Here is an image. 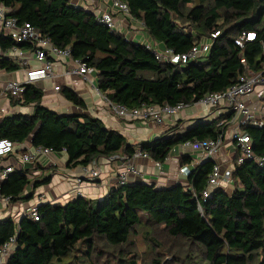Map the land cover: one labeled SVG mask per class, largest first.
Segmentation results:
<instances>
[{"label":"trees","instance_id":"1","mask_svg":"<svg viewBox=\"0 0 264 264\" xmlns=\"http://www.w3.org/2000/svg\"><path fill=\"white\" fill-rule=\"evenodd\" d=\"M131 16L163 49L176 54L188 52L202 37L219 30L206 62L186 67L161 64L152 50L125 41L96 17L69 0H0L8 17L18 25L29 24L52 45L69 48L74 59L96 72L99 92L115 104L129 109L142 106H191L204 95L223 92L236 85L247 73L243 58L252 71L264 64V0H122ZM254 32L257 40L240 49L234 40ZM14 48L32 51L28 43L17 44L0 35V50ZM0 70L14 73L20 65L8 58L0 60ZM61 95L72 105L85 109L73 91L61 88ZM44 93L27 85L11 107H33V113H16L2 118L0 139L16 144L31 142L68 156L67 169L88 167L100 158L118 155L132 157L136 150L153 162L164 163L187 142L215 140L224 130L219 121L197 122L184 132L180 124L167 129L153 142L137 148L127 138L106 128L99 119L80 114H57L42 105ZM223 130V131H222ZM253 153L264 154V128L244 129ZM191 156L180 157L179 166L191 165ZM214 163L205 161L193 167L185 184L167 189L139 183L112 187L103 200L78 197L66 205L42 204L38 221L8 217L0 221V247L16 238V248L8 264H98L112 255L117 264H137L133 237L139 228L149 235L165 236L196 248L204 264H264V167L254 161L235 164L233 186L215 190L203 199ZM50 178L35 182L24 173H15L0 187V196L12 202L30 201L22 197L31 185L37 189ZM154 246L161 244L152 239ZM160 261V260H159ZM158 259L154 263L159 264ZM199 263V264H202Z\"/></svg>","mask_w":264,"mask_h":264},{"label":"built area","instance_id":"2","mask_svg":"<svg viewBox=\"0 0 264 264\" xmlns=\"http://www.w3.org/2000/svg\"><path fill=\"white\" fill-rule=\"evenodd\" d=\"M111 4V10L96 16V20L98 23L106 26L111 32L122 34L121 28L116 24L115 14H122L124 18L131 21H136V19L131 16L128 5L122 0H111ZM8 13V9L0 7V23L3 27V35L10 37L17 44L28 43L32 45V51L27 56V54H24L25 51L17 48L8 52L0 50V60L8 58L18 63L20 68L26 73V79L23 82L11 80L5 83L1 90V95L4 99L10 102L12 98L21 97L27 85L54 78L56 72L55 61L64 59L69 65L68 70L64 74L82 77L102 99L107 111L116 119L141 121L146 124L150 123L154 127L160 126L163 123H169L167 127L171 128L178 124L173 119L185 109L194 106L204 107L205 111L208 112L206 117L200 119L194 117L193 121L195 122H197L196 120L211 122L220 119L222 115H231L230 119L219 121L218 126L222 127L224 132L217 139L192 141L181 146L183 149H188L194 154H201V163L205 161H212L214 163L212 173L208 178L207 187L203 192V199L209 198L210 194L215 190H225L233 186L232 174L235 164L240 166L247 161H254L258 166L264 167V154L259 157L253 153L251 138L244 132V129L247 127L264 128V64L261 65L258 71H252L242 58L241 63L245 66L247 73L239 78L236 85L229 87L223 92L206 94L194 105L186 106L181 103L176 106H170L164 104L161 106H142L140 108L129 109L123 105L113 103L99 92L94 69L88 67L83 61L74 59L69 48L60 49L55 47L49 39L39 34L31 25H18L15 19L8 17ZM141 27L144 28L142 22ZM220 35L221 32L219 30L213 31L209 37H202L196 41L193 47L183 54H176L173 50L163 49L157 43L135 42V39L129 35H124V37L127 42H135L148 50H152L156 59L161 64L186 67L190 64L205 63L211 45ZM256 40V33L247 32L235 39L234 44L243 49L245 43ZM31 60L36 64L35 68L31 67ZM60 90L59 86L55 87V91L58 92ZM246 98H252L251 104L246 101ZM1 120L2 118H0V122ZM176 122L177 124L174 125ZM228 143L232 144L235 156L228 164L223 165L217 161L216 157ZM57 155L60 154L55 153L51 149L33 147L28 141L23 144H16L8 139H0V187L15 173H24L28 177H31L36 165L45 161L48 157ZM111 159L118 160L119 157L115 156ZM140 159L151 160L148 154L140 150H136L132 157L123 158L124 170L115 178V187L134 184L135 182L132 183L130 181V177L134 176L138 179L142 176L136 165V161ZM91 165L95 167L93 169L84 167L83 175L78 178L75 184L76 195L78 197L84 198L80 187L83 181L92 182L100 176V170L96 166V163L93 162ZM154 165L161 167L162 163L154 162ZM192 168L188 165L181 166L179 174L187 178L191 174ZM20 201L15 203H20ZM13 203L10 197L0 196V205L5 209H11ZM39 206V204H32L28 207H22L17 213L20 219L28 217L34 221H38ZM15 248V237L0 247V264H8Z\"/></svg>","mask_w":264,"mask_h":264},{"label":"crops","instance_id":"3","mask_svg":"<svg viewBox=\"0 0 264 264\" xmlns=\"http://www.w3.org/2000/svg\"><path fill=\"white\" fill-rule=\"evenodd\" d=\"M70 4L75 8H81L86 12L92 13L95 17L107 13L111 10V0H69ZM115 21L118 27L121 28L122 35H129L135 39V42H144L153 44V40L148 35L146 30L141 27V22L131 21L124 18L122 14H115ZM2 25L0 23V35L3 34ZM29 54V52H24ZM31 67L35 68L36 64L31 60ZM68 62L64 59L55 61V76L52 79L41 81L34 84L44 93L42 105L52 112L57 114H82L88 115L92 118L99 119L103 122L106 128L117 131L127 138L128 145H133L137 148L138 145L144 142L143 133H149L148 130L152 129L156 139L162 135L164 130L169 123H163L160 126L154 127L150 123L146 124L141 121H127L114 118L109 111H107L102 99L95 93L94 89L89 86L80 76H67L64 74L68 70ZM26 79L25 71L20 68L19 71L14 73H7L0 70V118H4L9 115L16 114L18 112L24 114L33 113V107H11L9 100L4 99L1 95V90L5 83L11 80L23 82ZM66 88L76 93L85 104V109H81L72 105L68 102L60 93L55 91V87ZM246 101L251 104L252 98H246ZM189 112L184 111L180 113L174 121L181 122L179 130L184 132L185 128L193 126L196 122L194 116ZM177 122L174 124L176 125ZM173 125V126H174ZM151 135V134H150ZM144 139V140H140ZM155 139V140H156ZM143 141V142H139ZM31 144L30 140L28 141ZM191 156L193 162L188 165L192 168L201 164V154H194L188 149H183L181 146L176 149L173 154L167 158L161 167H156L152 160L140 159L136 161V165L141 172L142 176L138 179L134 176L130 177V181L134 184L145 183L154 185L160 189H167L175 184H185L186 178L181 177L178 174V160L180 157ZM235 156V150L231 143H228L218 153L216 159L223 165L228 164ZM118 160H111L100 158L95 161L96 165L100 170V176L97 180L88 182L83 181L80 185L81 191L83 192L84 198L92 200H103L109 194L112 187H115L116 175L122 170L124 166L123 158L125 156L118 155ZM68 156L65 152L57 156H51L45 159V161L36 165L35 170L32 173L31 179L35 182L42 181L50 178V182L46 185L40 186L33 192L32 199L30 201H20V205L16 208L13 205L14 212L16 215L12 217L17 222L20 221L19 214L17 213L22 207H28L29 205L35 204H61L66 205L72 200L78 198L76 195L77 180L83 175L84 167H78L75 169H67L66 162ZM89 168L95 166L89 165ZM181 167V166H180ZM78 177V178H77ZM41 196V197H40ZM40 197V198H39ZM4 216H10L12 210L8 209L5 211ZM5 219V218H4Z\"/></svg>","mask_w":264,"mask_h":264},{"label":"rangeland","instance_id":"4","mask_svg":"<svg viewBox=\"0 0 264 264\" xmlns=\"http://www.w3.org/2000/svg\"><path fill=\"white\" fill-rule=\"evenodd\" d=\"M184 111L189 112L191 114L189 116L191 117L194 116L195 118H198V119L206 117L208 114V112L205 111L204 107H199V106L187 108ZM167 121L170 122L169 120ZM152 131H153L152 129H149L148 134L143 133V137L145 140L144 139H140V140H144V142H153L156 138ZM166 131L168 130H164L162 134L165 133ZM139 142H143V141H139ZM111 160H117V159H111ZM121 169L122 170L120 172L124 170L123 168ZM179 169H180V166L177 171L178 174H179ZM180 176L184 177L182 175ZM34 190H36V188L34 187V185H31V187L27 189V191L24 193L22 197H28L30 195L33 196ZM37 203H40V201L36 202L35 204ZM13 205H16V208H18L20 203H15V204L13 203ZM6 210L7 209H5L2 205H0V219L6 218V216L1 215V214L6 213L5 212ZM11 210L12 212L10 216H7V217L16 216L13 214L14 212L13 207L11 208ZM153 238L155 239V241H158L161 244V246H158V247L154 246L153 244L154 242H152ZM133 242H134L133 250L135 254L137 255L136 256L137 264H157V263H154L155 259H158V261L160 260L159 264H199V263H202L201 256L198 255V251L196 248H193L182 241H175L176 244L173 245L172 244L173 241L171 239H168L165 236L163 237V239H161L157 237V235H153V233L149 235L147 232V229H144V228H139L138 233L133 237ZM63 264H72L71 259L70 258L65 259ZM98 264H117V260L114 256L108 255L105 258L102 257L98 259ZM119 264H127V262L125 263L121 262Z\"/></svg>","mask_w":264,"mask_h":264},{"label":"bare ground","instance_id":"5","mask_svg":"<svg viewBox=\"0 0 264 264\" xmlns=\"http://www.w3.org/2000/svg\"><path fill=\"white\" fill-rule=\"evenodd\" d=\"M223 131V130H222Z\"/></svg>","mask_w":264,"mask_h":264}]
</instances>
